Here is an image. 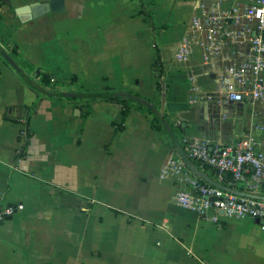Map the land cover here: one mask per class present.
I'll return each mask as SVG.
<instances>
[{
  "label": "crops",
  "instance_id": "obj_1",
  "mask_svg": "<svg viewBox=\"0 0 264 264\" xmlns=\"http://www.w3.org/2000/svg\"><path fill=\"white\" fill-rule=\"evenodd\" d=\"M63 3L51 11L47 0H1L0 44L54 81L129 91L157 108L162 93L187 102L188 110L163 112L181 148L185 139L214 147L250 135L264 152L263 105L228 101L227 60L206 59L194 36L192 20L220 13L229 0ZM121 109L116 99L37 95L0 56V192L23 205L0 225V264H264L259 223L178 204L185 185L163 172L169 159H181L169 135L135 109L117 128ZM24 127L28 141L17 155ZM224 184L246 192L240 182Z\"/></svg>",
  "mask_w": 264,
  "mask_h": 264
},
{
  "label": "built area",
  "instance_id": "obj_2",
  "mask_svg": "<svg viewBox=\"0 0 264 264\" xmlns=\"http://www.w3.org/2000/svg\"><path fill=\"white\" fill-rule=\"evenodd\" d=\"M229 1V7L220 13L202 11L199 18L193 19L194 36L207 49L206 59L209 55L223 54L227 60L223 70L226 99L236 103L247 99L264 107V0ZM19 139L21 147L17 155L28 141L26 127L19 131ZM182 150L191 162L211 171L214 180L222 185L230 176L229 181L240 182L246 192L258 194L257 188L264 184V152L250 135H243L235 144L214 147L197 139H185ZM163 172L184 183L185 187L176 194L182 207L199 216L249 217L264 230V200L203 182L192 176L182 159H169ZM22 208V203H7L0 192V225Z\"/></svg>",
  "mask_w": 264,
  "mask_h": 264
},
{
  "label": "water",
  "instance_id": "obj_3",
  "mask_svg": "<svg viewBox=\"0 0 264 264\" xmlns=\"http://www.w3.org/2000/svg\"><path fill=\"white\" fill-rule=\"evenodd\" d=\"M4 3L9 4V0H3ZM48 8L51 11H60L64 8L63 0H47ZM0 56L6 61V63L29 85L32 84V78L28 76L13 60V58L8 54V52L4 49V47L0 44ZM40 93L46 94L53 97H61V98H79V99H100V98H115L121 97L124 99H129L134 102L143 104L152 113L160 120L164 129L166 130L167 134L169 135L171 141L173 142L180 158L185 163L186 167L197 175L199 178L203 179L204 181L215 185L219 188L232 192L234 194L240 196H246L256 199L264 200V196L261 194H254V193H247L239 190H233L225 185H222L213 179L206 176L198 167H196L185 155L183 152L180 144L178 143L176 136L170 127L169 123L167 122L163 112L166 110L168 113L175 114L180 111H185L189 109V105L187 102L181 101H168L165 99V95L162 93L161 95V104L160 107L157 108L152 103L148 102L147 100L143 99L142 97L136 96L134 94L128 93L126 91H92V92H79V91H54V92H47L42 88H39ZM24 112V110H23ZM183 126V124H182ZM222 213V211H220Z\"/></svg>",
  "mask_w": 264,
  "mask_h": 264
},
{
  "label": "trees",
  "instance_id": "obj_4",
  "mask_svg": "<svg viewBox=\"0 0 264 264\" xmlns=\"http://www.w3.org/2000/svg\"><path fill=\"white\" fill-rule=\"evenodd\" d=\"M141 12L144 13L150 21V28L154 30L153 24L151 23L150 15L145 11L144 8L141 9ZM0 43H4V39L0 38ZM153 47L157 52V61L152 65L151 71L153 72L154 76L158 79L157 83V90L159 92L162 91V89L165 87L164 83V70L162 68V62H161V57L160 53L158 51L156 42L153 41ZM8 54L13 58V60L18 64V66L25 72L31 74L33 76L32 78V84L29 85L31 88L34 89L37 95L40 94L39 88L44 89L47 92H54V91H59V90H71V91H79V92H92L95 90L93 87H88L84 86L81 84L76 85L71 79L70 81L67 82H58L54 81L50 75V73L46 71H41L38 70L35 72L34 66L28 63L27 61H24L19 57V54L16 53L14 48L8 49ZM4 60V59H3ZM5 61V60H4ZM57 87H60L61 89H57ZM97 91H110L107 89H102V90H97ZM128 93L134 94L136 96H139L135 93L126 91ZM140 97V96H139ZM105 99H111V100H118L121 103L122 109H121V123L118 125L117 128L122 127V124L127 117L129 111L131 109H135L139 112H141L147 119H149L150 126L153 130L161 133H166V130L164 129L162 123L160 120L152 113L151 110H149L146 106L143 104L134 102L129 99H124L121 97H115V98H105ZM85 116V114H84ZM28 120V117H26ZM207 168H203V170H206ZM226 180H230V176H227ZM203 181V180H202ZM205 182V181H203ZM261 194L264 196V184L261 185Z\"/></svg>",
  "mask_w": 264,
  "mask_h": 264
}]
</instances>
